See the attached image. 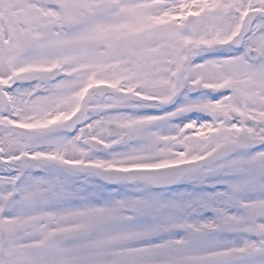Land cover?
Masks as SVG:
<instances>
[{
	"label": "snow or ice",
	"instance_id": "6c2138e0",
	"mask_svg": "<svg viewBox=\"0 0 264 264\" xmlns=\"http://www.w3.org/2000/svg\"><path fill=\"white\" fill-rule=\"evenodd\" d=\"M0 264H264V0H0Z\"/></svg>",
	"mask_w": 264,
	"mask_h": 264
}]
</instances>
